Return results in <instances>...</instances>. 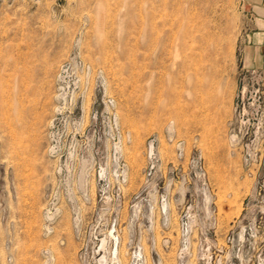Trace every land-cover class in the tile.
<instances>
[{
  "label": "rangeland",
  "instance_id": "1",
  "mask_svg": "<svg viewBox=\"0 0 264 264\" xmlns=\"http://www.w3.org/2000/svg\"><path fill=\"white\" fill-rule=\"evenodd\" d=\"M250 23L241 0H0V264H264Z\"/></svg>",
  "mask_w": 264,
  "mask_h": 264
},
{
  "label": "crops",
  "instance_id": "2",
  "mask_svg": "<svg viewBox=\"0 0 264 264\" xmlns=\"http://www.w3.org/2000/svg\"><path fill=\"white\" fill-rule=\"evenodd\" d=\"M250 17V29L246 48L249 49L254 67L264 64V0H241Z\"/></svg>",
  "mask_w": 264,
  "mask_h": 264
},
{
  "label": "bare ground",
  "instance_id": "3",
  "mask_svg": "<svg viewBox=\"0 0 264 264\" xmlns=\"http://www.w3.org/2000/svg\"><path fill=\"white\" fill-rule=\"evenodd\" d=\"M145 23V22H144ZM147 25V24H146ZM146 28V27H145ZM144 28V29H145ZM146 30V29H145ZM144 30V31H145ZM151 32H152V30H151ZM150 34V33H149ZM146 35L149 37V35L146 33ZM145 35V36H146ZM142 37H144V36H142ZM148 40V39H147ZM207 77H208V75H206ZM8 89V88H7ZM12 89V88H11ZM15 89H16V87H15ZM13 90V89H12ZM10 94H11V91L9 92ZM8 93V99H7V105H6V114H8L7 115V117H6V119H7V122H8V126H7V128H8V130H10L9 131V133L11 134V132H14V130H12L11 129V124H10V119H11V117L12 118H14V120H15V123H16V127H15V129H17L18 128V122H19V120H20V118H21V116L23 115V114H21V107H22V104H21V102H20V100L18 101L17 100V95L14 93V92H12L13 94H15L14 96H12V97H10V94ZM62 96V94L61 95H59V97H61ZM7 98V97H6ZM29 102V101H28ZM29 105V104H28ZM32 106V105H31ZM29 107V106H28ZM33 108V107H32ZM58 110V109H57ZM61 110V109H60ZM54 111H55V107H54ZM4 114V113H3ZM4 121H6V120H4ZM52 122V121H51ZM5 123V122H4ZM7 124V123H6ZM52 124V123H51ZM171 128V127H170ZM169 128V129H170ZM8 132V131H7ZM169 133V132H168ZM9 134V135H10ZM14 134V133H13ZM8 136V135H7ZM11 136V135H10ZM12 137V136H11ZM14 139V138H13ZM12 139V140H13ZM16 140H18V139H16ZM19 142V141H18ZM103 244V241H101V245ZM116 250H118V249H116ZM116 255V252H115V250L111 253V258H110V263L111 264H113L112 262L115 260V263H117V257L115 256ZM106 261H107V256H106V254H102L98 259H97V261L96 262H98V264H106ZM109 263V262H108Z\"/></svg>",
  "mask_w": 264,
  "mask_h": 264
},
{
  "label": "built area",
  "instance_id": "4",
  "mask_svg": "<svg viewBox=\"0 0 264 264\" xmlns=\"http://www.w3.org/2000/svg\"><path fill=\"white\" fill-rule=\"evenodd\" d=\"M155 140L154 139H148L146 142V151H147V160H148V173L151 171H154V168L156 166L158 156L155 154Z\"/></svg>",
  "mask_w": 264,
  "mask_h": 264
}]
</instances>
